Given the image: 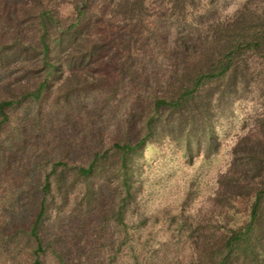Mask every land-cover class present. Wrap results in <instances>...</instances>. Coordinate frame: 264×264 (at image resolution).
Returning <instances> with one entry per match:
<instances>
[{"label": "rangeland", "instance_id": "rangeland-1", "mask_svg": "<svg viewBox=\"0 0 264 264\" xmlns=\"http://www.w3.org/2000/svg\"><path fill=\"white\" fill-rule=\"evenodd\" d=\"M43 2L64 29L77 22V3L78 29L100 48L84 65L68 68L63 62L37 99L26 97L5 108L0 264H33L29 229L42 204L41 264H60L59 257L69 264H197L199 234L220 233L225 224L245 219V204L235 202L228 210L215 199L236 138L255 135L264 116L261 78L254 76L252 92H243L218 121L219 145L209 159L188 162L175 143L147 141L135 159L127 197L108 170L85 180L75 169L86 167L96 149L138 139L151 98L168 88L186 47H197L211 27L237 11L264 12V0H195L184 18L170 10L169 0H146L149 15L127 23L111 17V0ZM29 4L0 0V46L17 38L40 46ZM18 75L0 68L2 96L11 95L6 88L26 83L24 78L17 83ZM123 198L127 206L120 217Z\"/></svg>", "mask_w": 264, "mask_h": 264}, {"label": "trees", "instance_id": "trees-1", "mask_svg": "<svg viewBox=\"0 0 264 264\" xmlns=\"http://www.w3.org/2000/svg\"><path fill=\"white\" fill-rule=\"evenodd\" d=\"M145 1L111 0V17L126 23L140 22L149 15ZM169 2L170 10L184 18L195 0ZM28 9L40 27V46L34 49L20 38L0 46V68L18 73L17 83L26 79L22 86L6 88L10 96L0 92V125L7 119L5 108L26 97L37 99L47 90L50 78L61 73L63 62L68 68L84 65L100 48L78 29L76 23L82 13L77 3V22L65 29L43 0H30ZM254 76L261 78L258 94L264 106V12L237 11L228 21L211 27L197 47H186L168 88L151 98L139 124L140 137L133 143L128 139L115 141L110 150L96 149L86 167L75 169L76 174L85 180L96 179L106 169L127 197L135 159L147 141L175 143L188 162L198 156L209 159L219 145L218 121L243 92H252ZM259 124L255 135L236 138L231 163L218 180L215 199L228 210L235 202L245 204V219L227 227L225 224L220 233L199 234L194 241L197 264H264V116ZM126 206V198L121 199L117 206L120 217ZM44 210L42 204L29 229L34 243L33 264H41L40 252L44 251L39 237ZM59 262L69 264L60 257Z\"/></svg>", "mask_w": 264, "mask_h": 264}]
</instances>
